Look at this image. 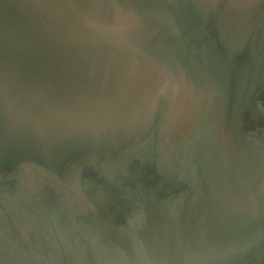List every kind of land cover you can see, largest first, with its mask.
Instances as JSON below:
<instances>
[{
    "label": "water",
    "instance_id": "water-1",
    "mask_svg": "<svg viewBox=\"0 0 264 264\" xmlns=\"http://www.w3.org/2000/svg\"><path fill=\"white\" fill-rule=\"evenodd\" d=\"M0 264H264V0H0Z\"/></svg>",
    "mask_w": 264,
    "mask_h": 264
}]
</instances>
